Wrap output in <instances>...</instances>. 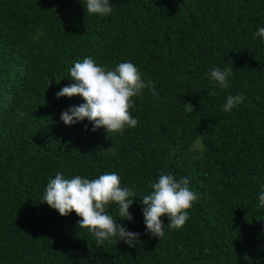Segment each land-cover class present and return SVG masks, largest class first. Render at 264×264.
Wrapping results in <instances>:
<instances>
[{"label":"trees","instance_id":"1","mask_svg":"<svg viewBox=\"0 0 264 264\" xmlns=\"http://www.w3.org/2000/svg\"><path fill=\"white\" fill-rule=\"evenodd\" d=\"M106 17L86 0H0V264H264V0H110ZM132 62L145 83L123 135L65 125L84 101L57 98L74 62ZM233 68L229 87L207 73ZM216 92V95L209 93ZM242 104L224 112L228 95ZM182 102L191 103L187 113ZM87 125V130L85 126ZM199 138L201 154L192 149ZM115 172L134 196L136 247L96 244L79 217L43 201L50 179ZM161 174L189 178L199 200L180 230L146 231L142 198Z\"/></svg>","mask_w":264,"mask_h":264},{"label":"clouds","instance_id":"2","mask_svg":"<svg viewBox=\"0 0 264 264\" xmlns=\"http://www.w3.org/2000/svg\"><path fill=\"white\" fill-rule=\"evenodd\" d=\"M86 11L106 17L112 12V4L110 0H86ZM255 35L264 39V27L258 28ZM232 72L233 68L213 67L207 76L213 88L227 90ZM69 75L72 83L63 87L56 94L57 98L79 96L84 102L62 112L60 120L65 125L87 120L92 124L93 132L102 128L106 134L114 136L123 135L126 129H134L139 123L130 112L135 102L133 98L140 96L145 88L155 91L152 82L145 83L140 69L132 62H121L109 69L98 65L88 56L82 62H74ZM245 99L242 94L228 95L222 110L231 112ZM182 103L185 112H194L191 103ZM191 147L201 154L205 150L199 138ZM150 186L151 193L142 198L143 221L146 231L159 239L165 235V224L161 217H167L168 229H182L199 196L190 188L189 178H176L173 174L159 175L158 180ZM133 196L130 189L121 187L120 176L115 172L93 179L79 175L68 179L58 172L55 178L48 181L43 201L61 217L75 213L80 218L79 229H86L92 234L98 246L104 242L117 245L122 241L133 248L140 234L117 224V219L108 213L109 206L115 205L120 219L131 221L133 217L129 209L134 201ZM259 207H264V190L259 195Z\"/></svg>","mask_w":264,"mask_h":264}]
</instances>
